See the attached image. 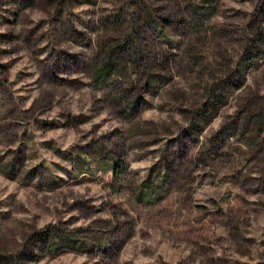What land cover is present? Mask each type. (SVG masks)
Masks as SVG:
<instances>
[{"label": "rangeland", "instance_id": "rangeland-1", "mask_svg": "<svg viewBox=\"0 0 264 264\" xmlns=\"http://www.w3.org/2000/svg\"><path fill=\"white\" fill-rule=\"evenodd\" d=\"M0 264H264V0H0Z\"/></svg>", "mask_w": 264, "mask_h": 264}]
</instances>
